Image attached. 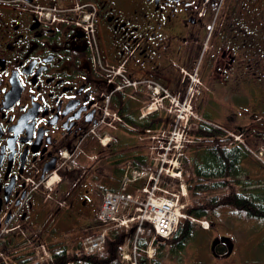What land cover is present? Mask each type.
Wrapping results in <instances>:
<instances>
[{
	"label": "flooded vegetation",
	"instance_id": "obj_1",
	"mask_svg": "<svg viewBox=\"0 0 264 264\" xmlns=\"http://www.w3.org/2000/svg\"><path fill=\"white\" fill-rule=\"evenodd\" d=\"M214 3L0 0V228L17 222L43 237L64 212L56 197H65L72 220L81 212L77 197L83 203L100 197L96 162L81 164L75 146L98 114L107 79L121 64L129 77L178 85L180 67L192 68L208 32V11L197 12ZM256 5L246 0L224 11L203 52L204 76L231 74L249 85L236 95L248 97L246 108L252 99L264 101V17L257 21ZM84 13L90 33L80 23ZM64 149L73 160L62 161ZM53 167L58 179L50 190L29 189L28 176L46 178Z\"/></svg>",
	"mask_w": 264,
	"mask_h": 264
},
{
	"label": "rangeland",
	"instance_id": "obj_2",
	"mask_svg": "<svg viewBox=\"0 0 264 264\" xmlns=\"http://www.w3.org/2000/svg\"><path fill=\"white\" fill-rule=\"evenodd\" d=\"M240 2L243 3L242 5L246 4V0H240ZM229 4H231V0H219L218 6L220 7V9L218 10V12L216 10L213 15H210L211 19L208 17L209 24H211L212 26L216 25L218 19L222 18L219 16L223 15L224 11L227 12L229 10ZM90 17L91 16L89 13H84L80 19V23H82L84 30L88 33L92 31ZM261 17H264V13H262ZM211 34L212 32H206L205 37L201 42V49L200 51H198L197 54L198 57L197 55H195L194 58L196 59L197 57V61L195 62V64L193 63L192 68L181 69L183 75L185 76V80H187V78H189L190 76L191 77L189 78L188 83L186 85H184V83H182V86L180 85L182 87V91L180 92V94H176L175 101L172 106V111L177 112V115H180V113L184 115L185 110L188 109V104L190 105L191 98L192 109L204 119L209 118L205 119L207 120V123L212 125L213 123H216L219 126H223L226 129H229L230 132H241L242 134L240 135H242V137L239 139L234 138V141L242 140L243 138L245 143H247V145L253 150H250L249 152L251 158L247 157L242 161L241 171L237 175L236 179H238L242 184L264 182V151H262V154H259L260 151L257 149L260 145H262V148L264 150V101L258 102L256 101V99H252L253 103L250 108L256 109L255 115H257L258 118H255V116L252 117L247 115L245 117L238 118L234 114L239 112V107L235 103V96L239 93H242L244 90L245 93H247L249 90L247 86L249 85L240 84L238 82L236 83L231 74H222L218 77L213 76L212 79H210L208 75L204 76L206 71H204L203 67V61L205 60L203 52H206L204 50H208L209 48L207 42L205 43V41L208 36H212ZM90 35H92V33ZM209 66H206L207 70ZM119 71L121 72L122 69L120 68L119 70H116L114 73H112V76L110 77L112 81H115L114 75ZM180 73L181 72L179 71V74ZM198 75L203 77L200 81V84L197 83V78H195ZM120 79L124 80L123 78ZM213 79L215 81H213ZM139 83H141V81L136 84L137 87L138 85H141ZM153 85L154 84L149 85L148 88L146 87L150 90L149 93L154 90L161 92L159 86L153 88ZM208 89H210L211 91ZM140 91H143V89L141 88ZM167 92L168 96L162 99L164 101H166L170 97H173L172 93H170L169 91ZM145 95H148V93H146ZM245 97L246 100H248V97L246 95L244 96V98ZM243 103L246 104V101H244ZM254 103L256 104L254 105ZM162 110H159V112L165 117L166 112ZM248 112H250L249 109ZM192 121L201 122L198 118H193ZM196 127H198V125H196ZM187 131L188 130L186 128L184 134H186ZM114 134L118 137V140L121 142L125 139H127L128 141H130L131 139H135V136L133 134H123L120 130H117L115 133H113V136ZM236 137L238 136L236 135ZM188 138L189 141L186 145H189L188 148H192L196 144L195 140L192 139V137L190 136ZM138 141L140 140L138 139ZM144 143H139L136 148L144 147ZM86 148L87 153L90 154L91 152H93L97 153L98 155V147L95 148V146H87ZM129 149L126 145H123L121 147L116 148L110 147L107 148L105 152H99L100 158L99 160L95 161L96 167H98L100 163L103 162L102 159L104 158V154L115 156L116 154L121 153V151L124 152L128 151ZM186 153V156H188V151H186ZM79 159L80 163L94 162L93 160H89L88 158L83 156ZM57 179V173H53L51 177L48 178L47 182L45 180L44 184L52 187L57 181ZM184 183L187 189V183ZM27 184L31 187L33 186L32 189H35V187L37 186V182L34 179L32 180V182L28 181ZM170 184L172 185V188H178L181 190V188L177 186L176 181H173ZM259 184L262 185V183ZM61 198L63 199L65 197H56V202L58 199ZM80 199L81 197L76 198L78 202H75V207H77L78 205L82 209V211L75 215V220H72L73 218L70 216V212L67 211V204L64 203V212L62 216L60 215L61 218L58 222V226L49 227L50 229L47 230L49 233L46 232V229L45 232H43V238L47 244L53 242H63L70 248L74 246L77 242H79L81 238L84 239L86 237H89L93 235L96 230H98L96 222H93V227L87 228L88 225H91L92 223L94 210L91 211L92 215H88V213H85V210L87 208H90L93 204L96 207L97 204L100 203V199L96 198L93 203H83ZM180 202L184 206L183 209H180L182 212H185L184 210L186 208V205L190 203L188 189L187 195L182 196L180 198ZM228 215L229 214L227 213L221 215L218 223L216 222L213 227L209 228L210 230L205 231L200 228L202 227L200 222L206 221V218H202L201 220H192L194 222L193 238L188 241L182 249H173L171 246L166 244L163 253L158 255V264H264V226L260 227L256 223L244 221L237 217L234 218ZM189 218L193 219L192 217ZM210 221L211 219L209 220V222ZM32 233L29 232L28 236H31ZM213 235H225L229 237V239L233 242L234 249L229 256H222L217 258H214L212 256L211 252L209 251V243ZM48 238L50 239V241L53 242H50ZM128 240L129 239L127 238L125 242L128 243ZM15 241L17 242L15 248H18L17 250L21 249L20 253L27 251L25 250L26 246L23 247L24 240L22 244L19 243L22 241L21 236H17L15 238ZM38 254H40V251H38ZM50 255L51 254L49 252H44V257L37 255L36 259L44 261L46 262V264H50Z\"/></svg>",
	"mask_w": 264,
	"mask_h": 264
},
{
	"label": "trees",
	"instance_id": "obj_3",
	"mask_svg": "<svg viewBox=\"0 0 264 264\" xmlns=\"http://www.w3.org/2000/svg\"><path fill=\"white\" fill-rule=\"evenodd\" d=\"M138 98L137 101H132L123 99L119 94L114 96L113 105L127 124L119 127L123 134H142L146 129H156L167 122L166 115L164 117L160 112L139 119L138 109L146 98L143 95ZM227 133L226 129L205 122L199 123L191 132L196 144L186 149L189 155L186 156L185 153L183 161V177L190 198V203L186 205L184 211L194 218L211 219L212 226L218 223L221 215L226 213L229 214L228 216L256 223L260 227L264 226V182L242 184L236 179L241 171L242 161L251 156L241 142L233 141ZM123 145L136 146L133 139L130 141L125 139L122 142L117 139L112 143L114 148ZM127 159L142 168L150 165L141 149H129L115 156H105L101 170L105 174L101 180L102 193L106 189L108 177H114V181L119 180L120 163ZM112 185L114 186H110L111 189L117 186L115 182ZM97 226L100 228L99 223ZM193 229L194 222L189 217L182 218L168 240L157 241L156 257L163 253L166 244L173 249H182L185 243L193 238ZM130 232L129 228H110L105 236L104 248L91 254L82 251L81 241L70 248L60 243L49 248L55 264H121L120 250L130 236ZM151 232V226L146 224L143 234L138 238L142 248L146 246ZM2 248L9 249L10 246L4 243ZM17 252H8L5 263L46 264L44 261L34 259L35 256L31 251L20 254ZM152 261L153 264H158L157 259L154 258Z\"/></svg>",
	"mask_w": 264,
	"mask_h": 264
},
{
	"label": "built area",
	"instance_id": "obj_4",
	"mask_svg": "<svg viewBox=\"0 0 264 264\" xmlns=\"http://www.w3.org/2000/svg\"><path fill=\"white\" fill-rule=\"evenodd\" d=\"M143 111L145 112L147 109H143ZM179 136L180 131L172 130L166 133H161L158 137H156L158 139V144L155 145L154 148L158 150V154L162 157V160L168 162L169 166L166 167L165 170L170 173H172L171 171L174 169L172 167L177 164V157L180 154L179 152H173L174 150L179 149ZM168 155L170 158L167 157ZM162 168L163 167H161V169ZM130 173L131 178L125 177L123 186L131 180H135L146 175V173L140 172L137 168H132ZM148 179L156 181V178L153 175H148ZM152 187L154 188L155 185ZM145 190L147 189L145 188ZM172 200L174 199L157 196L152 190L149 191V195L145 200H139L130 193L107 192L98 217L103 221H108L110 219L118 220L119 215H125L121 212L127 206L135 204L134 210L138 211V214L130 217L124 216L125 218L119 219L121 223H126L128 220H132L134 218H139V220L150 219L152 220L157 233L167 235L173 230L176 220V201ZM138 230H141L140 225L138 226ZM102 242L103 235L101 234L86 241L85 248L88 251L100 249L102 247Z\"/></svg>",
	"mask_w": 264,
	"mask_h": 264
},
{
	"label": "water",
	"instance_id": "obj_5",
	"mask_svg": "<svg viewBox=\"0 0 264 264\" xmlns=\"http://www.w3.org/2000/svg\"><path fill=\"white\" fill-rule=\"evenodd\" d=\"M215 242H216V240H214V241L212 242V246L215 244ZM231 249H232V244L229 243V244H228V252H227V253H230Z\"/></svg>",
	"mask_w": 264,
	"mask_h": 264
}]
</instances>
